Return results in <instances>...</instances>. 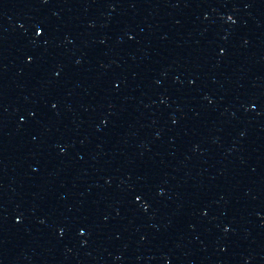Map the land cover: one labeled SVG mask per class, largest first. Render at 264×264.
Instances as JSON below:
<instances>
[{"label": "water", "instance_id": "water-1", "mask_svg": "<svg viewBox=\"0 0 264 264\" xmlns=\"http://www.w3.org/2000/svg\"><path fill=\"white\" fill-rule=\"evenodd\" d=\"M0 264H264V0H0Z\"/></svg>", "mask_w": 264, "mask_h": 264}]
</instances>
